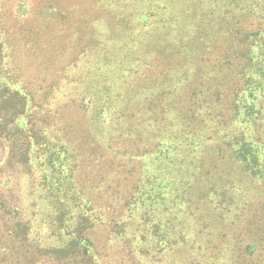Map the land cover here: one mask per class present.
<instances>
[{"label": "trees", "instance_id": "trees-1", "mask_svg": "<svg viewBox=\"0 0 264 264\" xmlns=\"http://www.w3.org/2000/svg\"><path fill=\"white\" fill-rule=\"evenodd\" d=\"M27 1L17 2L20 16L30 14ZM42 3L46 7L40 11L43 22L38 30L44 31L41 36L48 42V53L60 57L61 48L53 51L52 46L59 43L61 47L63 36L77 51L75 59L59 63L57 73L71 88L65 87L64 93L57 87V95L67 97L72 92L87 105L88 127L98 149L105 148L113 158H119L124 150L122 138L129 133L141 137L137 128L144 131L141 141L133 144L140 154L136 160L142 162L135 169L137 183L124 203L122 217L110 220L112 244L132 243V251L140 259L165 256L172 251L167 248L178 245L190 218L196 211L201 213L200 205L205 202L211 219L198 231L204 237L198 251L206 252L201 264H221L222 259L230 258L236 244L233 232L237 228V235L243 232L247 211L239 217L235 212L240 203L243 211L246 202L238 195L230 198L227 185L220 187L228 179L210 182L217 164L227 162L228 172L230 160L254 178L264 176V146L251 131L264 122V0ZM5 5L7 0H0V149L10 147L8 153L13 156L8 162L32 169V153H37L38 163L52 168V175L45 173L40 187L55 212L40 223L49 227L48 237L56 244L31 241V220L16 207L7 229L13 244L10 249L0 246V264H33L40 254L64 264H102L90 231L102 226L104 220L91 217L93 205L86 193L73 196L70 183L66 193L59 179L64 174L63 164L71 158L53 139L51 128H35L45 109L43 103L6 71L5 58L17 47L4 26ZM173 20L178 24L177 42L168 40ZM73 60L77 63L71 67ZM232 106L231 122L236 128L231 130L228 125L221 129ZM238 125L248 127L239 130ZM148 140L152 147H140ZM145 158L150 162L145 163ZM61 192L64 198L58 196ZM231 199L236 202L230 205ZM225 225L230 227L226 245L213 261L212 250L221 247L217 241L221 233L225 235L221 229ZM255 247L254 241L247 245L250 251Z\"/></svg>", "mask_w": 264, "mask_h": 264}, {"label": "rangeland", "instance_id": "rangeland-1", "mask_svg": "<svg viewBox=\"0 0 264 264\" xmlns=\"http://www.w3.org/2000/svg\"><path fill=\"white\" fill-rule=\"evenodd\" d=\"M18 1L19 0H7V5H5L3 11L5 14L4 26L8 29L12 39H14L15 47H17L16 50L10 51L9 58H5L8 65L6 71L15 77L19 84L21 83V87H25L31 93L33 92L37 101L43 103L45 109L39 119H36L37 127L35 128H51L53 130V139L59 143V145L64 146V150L67 153L66 156L71 158L70 162L65 161L63 164L62 169L64 174H62V177L59 179L63 183L66 193H68L71 185L72 188L70 192L73 196L78 197L81 191L82 193H86L85 197H87L94 206H91V217L99 216V218L102 217L104 220L102 224H99L102 226L90 231V237L96 243L95 245L100 252L99 260L101 263H203L202 261L204 258L202 253L204 254L206 252L205 250L198 251V248L202 245L204 237L203 234H199L198 231L202 230L204 225L211 219L208 205H206L205 202L203 205H200L201 209L199 211L201 213L199 214V212L196 211V214L190 218L189 228L184 230V236L180 239L178 245L167 248L168 250L172 249V251L166 252V254H164L165 256L156 258L155 254V258L150 256L146 259L143 257L140 259V256L132 251L134 249L132 243L116 242L112 244L109 238V232L112 226V223L110 225V220L122 217L124 203L137 183L138 175H136L135 169L137 167L138 170V166L142 162L136 160L140 154L136 147H133V144L143 137L144 131L142 128L135 129L140 131L141 137L137 133H129L126 137L123 135L122 149L124 150H121L119 158H113L110 153H107V149L105 148L98 149L88 127L90 116L86 111L87 105L83 104L77 95L73 96L72 92H69L70 94L67 97L62 94V96L57 95V87L59 88L58 90L63 89L64 93H66V91H64L65 87L70 86L71 88L70 83L64 79L63 75H59V72L57 73L59 63L61 62L63 65L71 61L70 59H75L74 57H76L77 51H74L68 39L63 36L61 47L59 43L53 44L52 46V49H54L53 51L57 50V48H61L62 52L60 57L55 58L52 51L49 54L46 50L48 42H46L45 37L41 36L44 31L40 32L38 30L43 22V16H41L40 11L46 7V4H43L42 0H28L27 8L30 14L28 13L24 16H20L17 10ZM155 13L158 14L159 12L155 11ZM175 19H177V16ZM149 21L153 20L150 19ZM52 23L54 25L56 24L54 21H52ZM177 28L178 24L174 22V20L171 21L169 24L170 36L168 38L170 42L178 41L176 39ZM75 63L77 62L73 60L70 64L71 67L74 66ZM242 65L243 63L238 67L237 71ZM71 67L68 69L70 73L72 70ZM72 73L74 75L77 73L74 67ZM58 78H61L64 83L59 84ZM241 82L242 80L239 81L240 84ZM144 109L143 111H145ZM49 110L50 112L48 113ZM234 110L235 106H232L225 116V119H222L221 124L223 125L221 129L228 128V125L232 127L231 130L236 128L233 121L231 122V113H233ZM140 117L141 113L137 115L136 120L140 121L138 120ZM161 119H163L162 116ZM135 125L139 127L138 123ZM246 126L247 125H238V129H245ZM257 127L259 129L256 130ZM251 131L254 135L256 133L259 136L262 143L261 145L264 146V122L260 124V127L256 126L251 128ZM108 134L110 135V133H107V135ZM107 138H110V136H107ZM143 146L148 148L152 147V140L140 143V147ZM9 150L10 147L7 150L3 148L0 149V246L10 249L13 244L9 235L7 236V229L10 228V222L14 220L12 217L13 214L10 213L16 207H18L21 213H25L31 220V241L35 238L37 239L36 241L42 242L45 246H53L56 242L55 239L48 237V233L50 232L49 227L40 223L42 220L41 218H45L49 213L55 212V208L49 204V200L44 199L46 192L40 187L44 174L52 175V168L45 165L42 166V164L38 163L36 159L37 153H32V169L25 165L16 164L14 161L13 163L8 162V157L13 156V154L8 153ZM131 150H133L134 154L129 152ZM151 159L148 160L145 158L144 161L145 163H149ZM226 163L227 162H221L217 164L218 166L215 167L214 179L210 183L220 182L223 177L224 179H228L227 181L224 180L220 187L223 188L227 185L225 189L228 191L227 194H232L230 198L238 195L246 202V204L243 205L244 210L241 212L239 206H242V203L239 204L235 216L239 217L246 211L247 212L244 217L246 222L244 221L245 223L242 227L243 232L237 235L240 230L239 228L233 232L234 239L236 237V244L231 248L232 253L230 254V258H226V255L222 254L227 261L226 259H222L221 264H264V176L261 175L254 178L253 175L245 171L243 166H239L231 162V160L227 166L228 172H226ZM148 166L151 168V163ZM148 166L146 165L147 169ZM219 176L221 177L218 178ZM228 177L232 178L229 179ZM69 183L71 185H69ZM61 193L58 194V196L62 198L64 193ZM234 202L236 201L232 199L229 200V204H233ZM218 212L220 214L222 213L220 210H218ZM187 216L189 217V214ZM215 218L216 216L214 214V219ZM217 220L224 224V221L221 219ZM229 228L225 225L224 228H221L222 231L225 232V235L221 233L219 238L217 236V247H219V245L221 247L212 250V255L216 256L213 261L218 258L220 255L219 251L226 245V233H229ZM217 231H219V229H217ZM151 235L152 234H150V236ZM252 241L256 244L254 251H250L247 248L248 243ZM35 243L36 242L33 241V244ZM149 244L150 242L147 246ZM160 258L162 260H160ZM29 261H32V259ZM46 261L47 264H64L60 261L50 260L48 256H43L41 254L38 260L33 264H46ZM214 264H217V262Z\"/></svg>", "mask_w": 264, "mask_h": 264}]
</instances>
